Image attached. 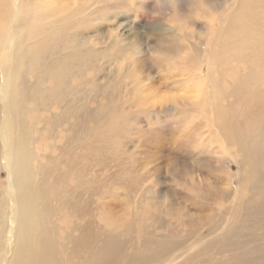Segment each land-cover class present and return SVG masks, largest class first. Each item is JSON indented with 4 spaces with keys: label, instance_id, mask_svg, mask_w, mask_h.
I'll return each mask as SVG.
<instances>
[{
    "label": "rangeland",
    "instance_id": "obj_1",
    "mask_svg": "<svg viewBox=\"0 0 264 264\" xmlns=\"http://www.w3.org/2000/svg\"><path fill=\"white\" fill-rule=\"evenodd\" d=\"M240 1L20 0L27 15L11 22L15 0H0V27L22 25L27 47L21 44L37 57L49 55L47 61L60 59L56 75L62 72L65 86L76 92L71 100L76 110L59 122L54 118L66 105L61 96L28 115L35 127V164L56 163L48 179L63 177L72 206L79 209L76 215L71 205L58 207L53 221L61 235H78L86 225L90 236L98 237L95 248L103 239L116 240L127 256L140 251L145 237L166 246L171 242L173 248L151 264L224 260L220 257L226 253L217 255L215 248L192 260L189 256L221 234L233 209L251 203L255 193L249 166L235 145L228 146L229 132L213 118L215 104L225 108L232 103L236 114L242 109V103H233L231 82L250 70L237 57L224 59L223 45L240 40L247 45L264 37V0H245L239 14ZM230 12L239 31L224 37L221 30L230 24L221 21ZM20 41L16 49L23 47ZM10 46V41L0 45V60ZM259 65L251 70H260ZM52 73L38 79L45 93L57 85ZM24 76L29 82L36 78L31 70ZM33 106L28 100L26 107ZM85 111L117 121L98 122L111 147L88 149L76 167L59 148L72 134L69 124ZM82 125L90 129L94 122ZM4 173L0 170V191Z\"/></svg>",
    "mask_w": 264,
    "mask_h": 264
},
{
    "label": "bare ground",
    "instance_id": "obj_2",
    "mask_svg": "<svg viewBox=\"0 0 264 264\" xmlns=\"http://www.w3.org/2000/svg\"><path fill=\"white\" fill-rule=\"evenodd\" d=\"M14 3L13 11L15 10L16 14L9 16L11 22L20 21L25 14L27 15L26 6L22 8L20 0H15ZM247 4L245 0L240 1L239 14ZM259 16H261L259 13L256 14V17ZM250 18L251 15L244 21V25H247L246 22H249ZM236 21L234 13L230 12L226 20L221 21V25L230 24L227 28L223 27L221 36L225 37L233 30L239 31ZM23 23L25 24L26 21ZM13 25L6 30L0 27V45L6 41L11 43L9 54L0 60V170L5 171V185L0 191V264H151L157 262L173 248L171 242L166 246L163 240L156 241L151 237H145L140 251L127 256L125 253L122 254L123 244L116 240L103 239L104 241L95 248L92 243L98 241V237L90 236L86 231V225H81L78 235L67 231L62 235L59 233L58 226L53 221L58 207L63 204L71 205L76 215L79 209L72 206V191L66 189L63 177L56 175L54 182L49 181L48 177L56 163L46 159L45 163L39 161L35 164L34 160L37 159L33 153L35 127L28 115L35 107L41 108L43 103L47 104L50 101L55 103L61 96L66 105L54 118V122H59L71 111L76 110L71 105L72 97L76 92L73 87L65 86L67 82H63L62 72L59 77L57 76L61 60L47 61L49 55L44 59L46 54L43 57L31 54V49L21 44L25 43L26 31L22 30V25L19 28L18 26L14 28ZM52 30H54L52 33L56 31L57 34H61L57 29ZM59 37L62 38V35ZM57 38L58 35L54 39ZM16 39L21 40L22 48L16 49ZM65 40L64 37L63 41ZM53 47L56 46L53 45ZM57 53L55 50V54L59 55ZM221 56L224 59L237 57L238 60L247 62L250 67L247 73L231 82L233 103H242V109L236 114L231 106L232 103L225 108H218L215 104L213 118L219 123L221 130L229 132L230 135L226 138L229 141H227L228 146L235 145L234 148L241 154L244 164L249 166V174H251L249 179L254 184L255 193L252 194L254 197L251 203L241 202L233 209V218L231 217L223 232L198 247L199 249L192 254L189 253V259L198 258L199 254H203L202 251L206 249L211 251L215 248L217 255L226 253L220 257L224 260L216 259L208 264H264V194L261 195L264 193V37L247 45L242 40L234 45L225 43ZM66 58L64 54V60L68 59ZM211 58L214 57L211 56ZM255 63H260L262 68L252 71ZM30 70L36 77L31 82L24 76L30 73ZM48 73L55 75L54 80L57 78V85L55 90L50 87L45 93L44 88H40L38 79ZM258 81H260L259 84H256ZM60 85H62L61 88ZM30 99L34 102V106L26 107ZM81 105L84 106L83 103ZM82 110V108L79 109V111ZM88 119L94 122L90 129L82 125L88 122ZM100 120L107 125L117 121L110 116L91 117L90 113L85 111L69 124L72 134L59 148V152L63 153L67 159H71L74 166H81L80 160L88 155V149L93 148L96 151L111 147L109 144L111 140L108 141L106 133L99 130ZM73 127L78 129L74 131ZM220 129L217 128L222 136ZM53 200H55L54 205L51 203ZM258 230L260 233L257 235ZM59 237L61 240L58 239ZM239 251L241 253H238ZM201 264L207 263L201 261Z\"/></svg>",
    "mask_w": 264,
    "mask_h": 264
}]
</instances>
